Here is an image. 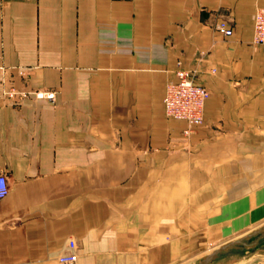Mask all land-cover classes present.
I'll list each match as a JSON object with an SVG mask.
<instances>
[{
    "label": "crops",
    "instance_id": "1",
    "mask_svg": "<svg viewBox=\"0 0 264 264\" xmlns=\"http://www.w3.org/2000/svg\"><path fill=\"white\" fill-rule=\"evenodd\" d=\"M261 8L264 0H0V174L10 183L0 264H62L69 241L74 264H174L187 237L235 236L223 246L260 231ZM222 21L232 37L218 32ZM179 69L210 93L189 137L164 106Z\"/></svg>",
    "mask_w": 264,
    "mask_h": 264
},
{
    "label": "built area",
    "instance_id": "2",
    "mask_svg": "<svg viewBox=\"0 0 264 264\" xmlns=\"http://www.w3.org/2000/svg\"><path fill=\"white\" fill-rule=\"evenodd\" d=\"M219 33L230 38L234 34L233 28L227 21H222L217 27ZM254 42L264 45V8L258 9L254 18ZM4 68L0 67V70ZM177 81L171 82L166 87L164 106L166 115L175 120L185 121L188 127L184 135L189 137L198 131L205 123V108L210 93L202 85L195 83L193 74L179 69L176 72ZM26 96L22 94V97ZM38 98L54 100L55 94L37 93ZM10 193L9 179L5 174H0V202ZM68 252L60 256L62 264H74L78 261L76 244L68 242Z\"/></svg>",
    "mask_w": 264,
    "mask_h": 264
},
{
    "label": "rangeland",
    "instance_id": "3",
    "mask_svg": "<svg viewBox=\"0 0 264 264\" xmlns=\"http://www.w3.org/2000/svg\"><path fill=\"white\" fill-rule=\"evenodd\" d=\"M201 227L202 231L200 232H209L206 225ZM259 230L260 231L252 232V234H254L248 238L242 240L238 239L237 241L240 242L236 245L238 248L236 247L235 250H233V248L225 250L222 255H218V257L212 260L210 264H237L246 261H252L251 264H264V226ZM232 237L235 236L218 237L205 234L201 236L187 237L188 240L183 238V242L187 240V244L183 243V250L179 254V258L174 259V264H196L195 260L208 254H212L219 250V248L226 246V244L223 246L222 244H224L225 241L232 239ZM180 239L181 238L174 237L173 241H178ZM244 244L252 248L247 247V251H239V247ZM255 247H257V249ZM262 256L263 258H261Z\"/></svg>",
    "mask_w": 264,
    "mask_h": 264
},
{
    "label": "water",
    "instance_id": "4",
    "mask_svg": "<svg viewBox=\"0 0 264 264\" xmlns=\"http://www.w3.org/2000/svg\"><path fill=\"white\" fill-rule=\"evenodd\" d=\"M238 244V242H234V243H230L222 248H220L219 250H217L216 252L212 253L211 255L207 256L206 258L203 259L202 264H207L210 261L214 260L215 258L218 257V255H220L223 251L229 249V248H233Z\"/></svg>",
    "mask_w": 264,
    "mask_h": 264
}]
</instances>
